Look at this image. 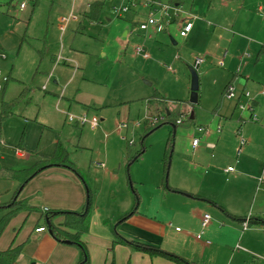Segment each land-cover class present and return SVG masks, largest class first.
Listing matches in <instances>:
<instances>
[{
	"label": "rangeland",
	"instance_id": "obj_1",
	"mask_svg": "<svg viewBox=\"0 0 264 264\" xmlns=\"http://www.w3.org/2000/svg\"><path fill=\"white\" fill-rule=\"evenodd\" d=\"M92 1L0 0V48L6 56L0 60V72L2 77H9L6 85L0 78V109L3 102L12 101L26 89L14 114L0 118V203L7 202L20 186L2 172L24 169L39 157L51 156L55 142L60 140L71 160L89 170L85 179L97 205L90 208L93 221L102 216L103 222L110 220L106 228L115 229L119 220L114 216L122 212L123 219L137 206L144 217L153 216L168 227L165 246L184 258L199 264L249 262V255L242 250L248 245L241 240V226H232L226 214L219 218L209 210L216 206L209 203L201 212L210 214L211 222L201 229L197 209L185 204L182 196L168 194V188H200V193L228 202L233 178L223 173L218 154L220 149L227 155L233 153L231 138L235 139L237 132L253 140L252 155L263 158L259 172H264V97L255 98L257 122L248 120L247 112L238 107L249 103L247 97L239 95L241 91L248 92L250 99L258 91L245 75L264 87V0H181L195 17L187 37H178L171 28L165 35L157 32L152 40L147 38L149 32L138 29L146 9L137 5L118 16L113 9L123 1L106 0L100 23L83 21V29L74 26L59 37L56 15L71 7L83 10ZM22 2L26 7L20 10ZM205 23L210 27L205 29ZM56 41L60 45H55ZM136 45L144 46L150 57L148 53V59L136 57ZM59 46L64 53L74 51L78 55L75 63L61 61L57 66L50 59L58 55ZM197 57L202 62L195 67ZM60 68L67 71L65 80L71 78L63 99L62 94L59 99L51 94L52 82H46L47 75L55 77ZM193 72L198 79L196 103L189 102ZM229 81L235 89L231 99L221 93V83ZM161 94L169 101H178L179 109L176 103L167 105L184 112V117L191 116L193 124H179L173 132L164 116L155 115V105H147L148 98ZM147 110L155 115L150 118L154 124L162 122L153 131L145 126ZM86 112L88 118L98 119V126L74 128L68 116ZM198 125L211 129L210 140L217 142L215 151L205 149L200 142L204 153L199 158L191 147ZM217 125L219 133L215 132ZM143 148L145 151L133 160ZM17 149L26 155L18 157ZM253 172L242 171L236 181H245ZM261 177L262 191L263 173Z\"/></svg>",
	"mask_w": 264,
	"mask_h": 264
},
{
	"label": "crops",
	"instance_id": "obj_2",
	"mask_svg": "<svg viewBox=\"0 0 264 264\" xmlns=\"http://www.w3.org/2000/svg\"><path fill=\"white\" fill-rule=\"evenodd\" d=\"M95 1L103 2L101 5L102 7V9L100 10L101 12L96 21H94V19L92 20V18L89 19V17L87 16L88 10H90L92 3ZM95 1L88 3L83 10H79V9L76 10V8L71 7L68 12L57 14L56 17L54 18V22L56 24V30L57 32H59V37H61L62 33L65 32L68 28H72L75 26L76 30H78L80 27H82L83 29V24H82L83 21H87L89 23H100L101 14L105 10L106 0H95ZM121 1H123L122 4L129 2V0H121ZM159 1L167 4L168 3L176 4L177 6H180L183 11L179 13L178 16H176L175 21L172 19L173 21L171 20V23L168 24V26L165 27V29L159 33H163L162 35H165L167 34V30L173 28L174 31L177 32L178 37L186 38L187 35L185 37H181L179 35L177 21L182 20L185 17H190V20L193 22L195 17L189 14L190 8L185 7L184 3L181 0H159ZM137 5L142 6L139 4V2H137V4L131 8H135ZM142 7L148 11L146 7L144 6ZM147 15L148 13L146 14V17ZM62 17H70L69 22L65 26H62L63 25L61 23ZM209 27H210L209 23L204 24L205 29ZM150 30L156 34L153 36L150 33ZM141 31L149 32L147 38L151 40L156 39V35L158 34L157 31H155L152 28ZM54 44L57 46L60 45L59 41L54 42ZM142 47L144 48V46ZM0 50H2V48H0ZM43 53H44V49L38 51V54L40 56H42ZM134 55L136 57H140V55H136L135 53ZM77 56L78 55L75 54L74 51L71 52L67 51L64 53L62 47L59 46L58 55L54 54L51 56L50 59L53 60L55 64H57L58 66L61 61L75 63V60L78 58ZM61 57L64 58V60H61ZM141 58L148 59V58H143L142 56ZM66 75H67L66 69H61V68L58 69V73L55 75V77H53L52 75H47L46 82L48 83L52 82L53 85V90L50 93L54 94V96L58 97V99L60 94H62L60 99L65 98L64 88L71 83V78L65 80L64 77ZM244 79L251 80L249 85L254 87V89L258 88V91L255 90V92L256 91L257 92L255 93V95H253V99L255 100L254 105L252 104L253 101L251 102L254 113L255 106L258 105V102L256 100L257 97L258 96L264 97V95H260L258 94V92L261 90V88L264 87H260L258 83H255L256 79L252 78V76L250 77L248 74L244 76ZM230 81L226 84H224V82L221 83V86H223L221 92L222 94L225 93L228 84L229 83L231 84ZM262 82L264 83V81ZM262 82L260 83L263 84ZM61 86H62L61 91L58 94L59 92L58 89H60ZM2 89L0 90V92L2 91ZM42 90L46 91L47 87L45 86V88L43 89L42 86ZM241 92L239 95L242 94ZM169 100L171 99H168V102H172L174 104L176 103L177 104L176 109H179L178 101H174V100L169 101ZM88 110L89 109L87 107L86 111ZM241 111L247 112L248 120L257 122L252 120L250 116L251 114L250 111L248 110H241ZM87 114L88 113L86 112V115ZM150 114L151 112L149 113V111L147 110V117L152 118L153 116L152 117L149 116ZM185 115L186 114L182 112L183 118ZM243 120L248 122L246 118ZM71 123H73L74 128L82 129L84 127L83 125H80L76 122H71ZM181 125L189 126L190 124L189 125L181 124ZM218 126L219 125H217V127L215 128L216 133H219L221 131V128L218 129ZM197 127L206 128L207 133L202 131L199 132L197 130ZM195 131H196V135H194L193 139L197 138L198 144L200 142L203 143L205 149L215 151V149L217 148V142L215 143L213 142V140H210L211 129L205 126L198 125L196 126ZM235 136H236L235 139L231 138V144H232L231 149L233 148V153L231 152L230 154L227 155L226 153L222 152V150L220 149V152L218 154V159L222 161L220 162V165L223 167L222 168L223 173L230 175V177L233 178V182L230 185V188L228 189L230 196L231 195L232 196L231 199H228V202L224 203L222 202L223 200L220 201L214 196L205 193H200L199 192L200 188L196 190H181L179 187L171 186L168 188L169 190L168 194H178L179 196H182L180 198H183L185 204L192 205L193 207H195V209H197L196 213L199 214L197 218L200 222V227H201L203 215L208 214L207 212H201V210L208 209L207 204L209 203L214 204V206H216L214 209L209 208L211 212H213L219 218H223L222 214H226L228 219L229 218L231 219L230 224L234 226L236 229L239 226H241V229L244 232V233L241 232V234L243 233L241 240H246V244L248 245V247L247 246H246L247 248L243 247L242 250L247 255H249L250 261L243 262V264H264V188L262 191L260 190L261 189L260 186L262 185L261 175L262 173L264 174V172L263 171L259 172L262 169L263 158L260 157L257 158L252 155V153L254 152L253 149L254 146L252 145L253 140L251 138L250 139L244 138L240 136L238 132L235 134ZM241 138H244L246 142L245 144H243L241 152L237 154L236 151L240 146ZM222 141L223 139L221 138L219 144V146L221 147L223 146ZM57 142H60L63 145V147L68 151L67 146L64 145L60 140H57L55 142V146ZM198 144L197 145L191 144V147L193 148V150L196 151L195 154L199 158L200 156L203 155L204 150L202 148H199ZM199 151H201L200 155H199ZM16 155L18 157H23L24 155H26V152L17 149ZM68 156L70 161L76 166V168L79 171H81V173L85 174L86 177V173L87 171L89 172V170H87V168L82 169V167H80L71 160L69 154ZM49 157L50 156L39 157L38 160H43ZM228 166H232L233 169L231 171H226L225 169ZM207 167H209V165H207ZM165 168L166 166L164 163V169ZM215 168H219V167L216 166ZM245 170H247L248 172L254 170V172L252 175L246 176L245 181L243 182L236 181L237 179L240 178L241 175L240 173H242V171L245 172ZM7 171H9V169L4 172L6 173ZM105 171L108 172L106 169ZM7 178L10 179L9 177ZM12 180L16 181V186L20 185V180L17 179H12ZM12 193L13 194L11 195L10 199L7 202H9L12 199V196L14 195L15 191ZM17 199L21 200L24 204L32 208H35L36 210L19 211L8 221V223L6 224V226L4 227V229L0 234V251H5L8 248L18 245L21 246V251L12 264H79L83 259V254L81 250L78 248V246L73 245L72 243H66L63 242L62 240H57L49 230V225L47 224V220L45 219V213H44L45 208H47V211H58L61 213L64 212L80 213L83 211L86 204L87 192L85 191L84 183L82 179L79 177V175L66 167H61V166L48 167L43 171L39 172L38 174H36L35 176H33L30 180H28L25 183V185H23ZM248 202L250 203V205H248ZM241 203H243L242 206L240 205ZM2 204L4 203H0V205ZM92 205H94V208L97 207L96 203H94V199L93 200L91 199V208ZM9 210L10 209L8 207L5 209L4 208L0 209V220L2 219L4 214L7 213ZM61 213L53 217L52 222L54 225H60L62 222H64L65 217ZM135 213L136 215H133ZM122 214L123 213L121 212V214L118 213L114 216V220L115 221L119 220V223L115 229H110V230L106 228L107 226L106 224L110 222V220L104 219L103 222L102 221L103 217L98 216L99 222H97L98 219L95 218L93 221L92 220L93 218L91 219L90 216L88 217V225H89L88 230L81 235V240L84 242L86 246L90 264H111V263L176 264L170 260L165 259L162 256H158V255L151 256L150 254L138 249L136 247L138 245H149L152 247H157L163 251L169 252L171 254L175 253L174 255H178L184 258L182 254L174 252L175 251L174 249H167V247L165 246L164 240L168 236L169 231H168V227H166L163 223L156 220L153 216L152 219L151 218L148 219L146 216L144 217L142 213L138 210L137 206L133 214L128 216L125 220H121ZM104 217H108V216H104ZM245 220H247V227L246 229L243 230V223ZM93 222L95 227L94 229H93ZM210 222H211V217L206 225H209ZM42 226L45 227V230L37 232L36 228ZM250 226L253 227V229H251V231L247 233L248 228ZM118 239H120L121 241L120 240L118 241ZM122 240L125 241L126 243L123 242ZM203 242H205V240ZM206 243H209V241H206ZM188 261H191L195 264H199L190 259Z\"/></svg>",
	"mask_w": 264,
	"mask_h": 264
},
{
	"label": "trees",
	"instance_id": "obj_3",
	"mask_svg": "<svg viewBox=\"0 0 264 264\" xmlns=\"http://www.w3.org/2000/svg\"><path fill=\"white\" fill-rule=\"evenodd\" d=\"M103 2L101 1H95L92 3L90 10L87 12V16L89 19L92 18L94 21L97 20L100 10L102 9L101 5ZM93 16V17H92ZM9 80V77H7V81L4 85L7 84ZM230 84V83H229ZM228 84V85H229ZM25 90L23 89L18 97L14 98L12 101H5L1 105L0 109V118H6L7 116H10L14 114L15 109L19 105V98L23 97V93ZM242 95V94H241ZM168 99L165 98L162 94L156 95L154 98L149 99L148 98V106L151 107V105H155V111L158 112L155 115L157 116H164L166 118V122L171 123L175 127L177 125L186 124L189 125L193 121V118L191 116L188 117H182V112H179V110H172L169 109L168 105ZM255 100H253L252 104L254 105ZM153 113V112H152ZM152 113L149 116H155L152 115ZM162 114V115H161ZM165 122V123H166ZM162 122H159L157 124L153 123V120L147 117L145 119V126L148 127L149 131H153L156 128L160 127ZM148 131V132H149ZM174 132V130H173ZM145 149L143 148L134 158L135 160L137 157H139ZM68 151L63 147V145L60 142L56 143L55 149L53 154L49 158H45L43 160H38L33 165H31L29 168L22 169V170H9L6 173L3 171V174L6 177H9L10 179H17L20 180V186L18 190L15 191L14 195L12 196V199L0 205V209L9 208L10 210L4 214L2 219L0 220V234L8 221L16 215L21 210L26 211H32L36 210L35 208H32L26 204H24L21 200H18L17 197L20 193V187H23L25 183L30 180L33 176L38 174L39 172L43 171L44 169L51 167V166H61L66 167L72 171H74L76 174L79 175V177L82 179L85 186H87L85 181V174L81 173L76 166L70 161L68 156ZM169 156H167V160L165 163V166L167 167L169 165L168 161ZM166 170V169H165ZM85 173V172H84ZM134 193L137 195V193L134 191ZM138 198V196H137ZM137 200V199H136ZM91 208V196L90 191L87 186V199L86 204L82 212H58V211H44L45 213V219L49 223V230L51 234L57 239L65 241L66 243H72L73 245L78 246V248L81 250L83 254V259L79 264H90L88 253L86 246L84 242L81 240V235L84 234L88 230V217L89 212ZM136 207L133 208V211L130 214H127L125 217H123L122 220H125L128 216L133 214ZM63 214L65 217L64 222H62L60 225H54L52 222V219L57 214ZM120 239H118L119 241ZM121 241V240H120ZM123 241V240H122ZM125 242V241H123ZM126 243V242H125ZM138 249H140L143 252H146L150 254L151 256H162L167 260H170L176 264H195L191 261H188L178 255L171 254L169 252L163 251L157 247H152L149 245H138L136 246ZM21 251V246H14L11 248H8L5 251H0V264H12L15 259L17 258L18 254ZM114 264V263H111Z\"/></svg>",
	"mask_w": 264,
	"mask_h": 264
},
{
	"label": "built area",
	"instance_id": "obj_4",
	"mask_svg": "<svg viewBox=\"0 0 264 264\" xmlns=\"http://www.w3.org/2000/svg\"><path fill=\"white\" fill-rule=\"evenodd\" d=\"M137 2H139L140 5L146 7L148 9V15L146 17V19L142 22L139 23L138 27L141 30H147L149 28L154 29L157 32H161L165 29V27L168 26V24L171 23V20L173 19L175 21L176 16L179 15V13L183 12L180 6H177L176 4H167L161 1H157V0H129V2H127L126 4H123L122 6H120L118 9H113V12H117L118 15L121 14H125L127 11L130 10L131 7L135 6L137 4ZM20 9L25 8V3L22 2L19 5ZM70 17H62L61 18V23L63 24L62 26H65L68 22H69ZM172 20V21H173ZM178 33L181 37H185L188 32L192 29V21L190 20V17H185L182 20H178ZM134 53L136 55H140L143 58H148L147 52H145V49L142 46H135L134 48ZM6 58L4 52L2 50H0V60H4ZM202 62V59L200 57H197L195 59L194 62V66L197 67L198 65H200V63ZM0 78H2L3 83H5L7 81V77L4 76L2 77L1 72H0ZM2 89V86L0 85V90ZM235 89L232 86V84H229L227 86V89L224 93V96L227 99H231L233 97H235ZM258 94L260 95H264V88H261V90L258 92ZM242 96L247 97V99H249V103H247V105H238L240 110H248L251 112L250 116L252 118V120L257 121V118L255 116V114L253 113V107L251 102L254 100L253 96L250 99L251 95L248 92H243ZM68 120L70 122H76L80 125H84V124H88L91 128H94L98 125V119L96 117H91L88 118L86 114H82V115H69L68 116ZM218 129H220V127L218 126ZM197 130L199 132H205L207 133V129L204 127H197ZM0 141H1V136H0ZM246 140L244 138L240 139V146L237 149L236 153L239 154L242 150V146L243 144H245ZM193 145H197L198 144V139L194 138L192 141ZM233 169L232 166H228L225 170L226 171H231ZM47 208L44 209V211H46ZM210 219V215L209 214H204L202 217V222H201V227H205L206 224L209 222ZM247 227V220L244 221L243 223V230L246 229ZM45 227H38L36 228V231H44ZM176 230H178V228H176ZM197 237H199V234L197 235Z\"/></svg>",
	"mask_w": 264,
	"mask_h": 264
},
{
	"label": "water",
	"instance_id": "obj_5",
	"mask_svg": "<svg viewBox=\"0 0 264 264\" xmlns=\"http://www.w3.org/2000/svg\"><path fill=\"white\" fill-rule=\"evenodd\" d=\"M197 84H198V79H197L196 74L193 72L192 73V79H191V93H190V97H189V102L190 103H196L197 102ZM172 127L175 130V126L172 125ZM21 188L22 187H20V189ZM47 224L49 225L48 222H47ZM63 242H65V241H63Z\"/></svg>",
	"mask_w": 264,
	"mask_h": 264
}]
</instances>
